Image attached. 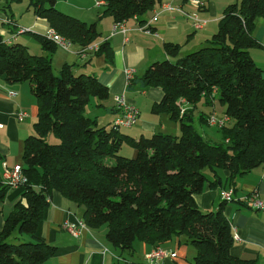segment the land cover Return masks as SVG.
Returning a JSON list of instances; mask_svg holds the SVG:
<instances>
[{"label":"trees","instance_id":"16d2710c","mask_svg":"<svg viewBox=\"0 0 264 264\" xmlns=\"http://www.w3.org/2000/svg\"><path fill=\"white\" fill-rule=\"evenodd\" d=\"M6 1L4 8L23 0ZM27 1L48 28L72 44L84 48L97 42L96 22L59 10L57 0ZM104 2L102 15L114 24L142 16L162 0ZM258 17L264 18V0H235L200 48L178 57V44H163L170 58L151 62L140 80L162 90L152 112L168 114L179 123L180 133L137 139L86 115L91 97L109 96L94 74H74L65 63L55 75L50 56L32 53L16 41L17 30L0 35V78L28 82L37 104L34 133L24 139L21 157L27 182L0 226V264H42L55 255L56 247L37 235L54 192L83 207L87 226L106 225L107 241L121 249H130L135 240L160 246L179 237L195 248L193 264H251L231 254L227 202L221 201L216 211H202L195 195L204 186L234 191L239 177L264 164V75L250 54L260 46L253 33ZM33 35L46 52L54 50L42 34ZM104 51L107 42L97 52ZM182 100L191 108L181 114ZM215 101L223 107L218 116L228 118L217 128L218 142L197 130L191 116L199 104L209 107L197 114L199 123H207ZM49 136L57 142H49ZM123 143L135 150L133 157L118 154ZM9 189L0 175V213Z\"/></svg>","mask_w":264,"mask_h":264},{"label":"crops","instance_id":"0c3cea01","mask_svg":"<svg viewBox=\"0 0 264 264\" xmlns=\"http://www.w3.org/2000/svg\"><path fill=\"white\" fill-rule=\"evenodd\" d=\"M234 1L208 0L206 6L199 9L191 0H162V3L155 7L158 11L155 19H152L154 13L150 10L142 16L125 20L123 25L125 31H113V19L108 15H102L105 3L97 6L94 0H69L68 4L73 10L66 8L71 12L66 10L65 13L87 23L96 22L99 37L97 42L93 43L100 45L107 42L108 52H83V48L71 44L68 50L55 45L54 50L48 53L33 35L43 34L48 28L46 21L37 17L32 9L27 7L24 11L31 12L35 19L28 21L27 24L21 19L19 22L13 16V4L9 8H4L7 1L0 0V35L7 37L15 33L20 26L31 28L32 30L27 32L30 33L32 40L26 39L24 33H21L16 36V41L25 44L35 54L49 55L51 65L57 71L67 63L71 65L74 74H94L105 84L109 89L108 99L95 101L89 115L86 114L95 118L99 125L111 127L112 121L120 112L115 106L114 97L124 94L138 107L139 118L131 127L120 128L121 133L135 139L140 136L148 137L147 135L156 132L179 134L177 121L166 113L152 112L153 104L162 98V90L159 87L144 86L140 76L151 62L170 58L163 48L165 42L178 44V57L203 46L217 31L225 7ZM162 4H168L172 8L164 9ZM193 11H197L199 17L205 20V25L200 29H195L187 16ZM253 33L260 46L251 48L250 54L264 75V18L256 19ZM126 69L133 70L131 79L126 77ZM198 106L209 111V107L206 108L202 104ZM182 107L188 110L191 105L185 102ZM192 109L191 116L195 121L201 109ZM19 111L25 112L22 120L17 119L16 114ZM221 112L218 114L215 108L212 111L216 115H221ZM36 116L37 104L29 83L11 84L0 78V172L3 163L13 166L22 162L23 142L27 136L34 133L33 123ZM122 129L128 131L122 132ZM201 132L214 142L221 139L219 131L217 134L201 128ZM129 152V156L135 155L134 149ZM220 174L222 177L226 175L225 171H220ZM223 188L204 186L202 192L195 195L199 208L202 211H216L221 202L219 194ZM253 191H256L264 202V164L237 179L233 200L225 204L224 215L232 230L231 254L249 260L251 264H264V207L253 209L247 203V197ZM20 195L21 188H10L6 192L1 205L0 226ZM82 211V206L60 193L52 194L49 205L43 211L37 235L55 246L56 253L42 264H147L146 255L154 247L153 244L135 240L130 249H121L107 241L106 225L90 227L85 224L84 227H78L80 229L78 236L68 232L64 225L66 223L77 225L82 219ZM180 239L172 237L160 244L164 250L176 253L174 257L165 256L160 261L161 264H193L195 248Z\"/></svg>","mask_w":264,"mask_h":264},{"label":"built area","instance_id":"2783aa9c","mask_svg":"<svg viewBox=\"0 0 264 264\" xmlns=\"http://www.w3.org/2000/svg\"><path fill=\"white\" fill-rule=\"evenodd\" d=\"M94 1L97 6L105 3L104 0H94ZM191 1L196 5L197 8L200 9L206 6L208 0H191ZM162 8L171 9L172 7L168 4H162ZM152 11L154 13L152 19H155L158 15V11L156 10V8H153ZM187 16L191 20V23L195 29H200L205 25V20L199 17L197 11H193L192 13H189ZM123 25H124V21L115 22L112 25V30L125 31ZM27 31H29V29L20 28L19 30H17V33L20 34ZM42 36L46 40L53 42L56 46L60 47L63 50H68L72 44V42L69 39L58 33L53 28H47L43 32ZM12 40L13 39L10 37L9 39L6 40V42L8 43ZM98 48H99L98 43H91L83 48V52L86 51L96 52L98 51ZM125 74L128 79H131L133 75V70L126 69ZM10 95H14V94L10 93ZM114 101L116 108L120 112L119 115L112 121L111 126L114 129H120L124 127H131L132 125H134L139 118L138 107L133 102H130L124 96V94L115 95ZM181 103L182 104L185 103V100H182ZM184 111L185 109L181 106L180 113L182 114ZM16 116L18 120H22L25 117V112L19 111L17 112ZM227 121H228L227 116L225 115L218 116L215 113L211 114L207 119V122L210 125L215 126L216 128H221ZM0 175L4 185L10 188H19L27 182V177L23 172L21 163L14 164L13 166H9L6 163H3ZM219 196L221 201H226V202L231 201L233 200V189L232 188L222 189L220 191ZM247 203L253 209H261L264 207V202L259 198L256 191H253L247 197ZM84 226H85V222L83 221V219H80L77 222V225L66 223L64 225V228L72 235L78 236V233L80 232V229L78 227L81 228ZM236 236L237 235H235V237ZM175 255H176L175 252H168L164 250L161 246H154L151 249V251L146 255L147 264H161L160 261L165 256L174 257Z\"/></svg>","mask_w":264,"mask_h":264},{"label":"rangeland","instance_id":"374dc122","mask_svg":"<svg viewBox=\"0 0 264 264\" xmlns=\"http://www.w3.org/2000/svg\"><path fill=\"white\" fill-rule=\"evenodd\" d=\"M3 1V0H2ZM68 1L69 0H57L56 1V7L59 9V10H61V9H63V10H65V11H63V12H67L66 10H68V9H70V10H73L72 9V6L71 5H69L68 4ZM72 1H75V0H72ZM28 5V1L27 0H23L22 2H19V3H13V5H12V13L14 14L13 16H15V18H16V20H18L19 22H20V19L23 21V23L24 24H27L28 23V21H32V20H34L35 18V16L31 13V12H26V11H24V10H26V8L28 7L27 6ZM66 8H68V9H66ZM70 10H68V11H70ZM71 12V11H70ZM21 13H23V14H21ZM68 14V13H67ZM1 23V22H0ZM20 28H24V29H29V30H32L31 28H28V27H18L17 28V30H19ZM34 31V30H33ZM24 34V37L26 38V39H31L32 40V38H31V36H30V33H28V32H23ZM17 35H19V34H17ZM30 51V50H29ZM30 52H34L33 50H31ZM54 71V74L55 75H58V72H57V70L56 69H54L53 70ZM77 74H79V73H77ZM108 99V97L106 98V99H104V100H107ZM98 100H100V99H97V98H95V97H91L90 98V101H89V105L87 104V106H86V114H88L89 115V112L91 111V108H92V106L94 105V103H95V101H98ZM207 108V107H206ZM214 108H215V111L219 114L220 112H221V110L223 109V107H222V105H220L217 101H215V105H214ZM209 109V108H208ZM212 109V108H211ZM206 110V109H205ZM206 111H208V110H206ZM157 114H159V113H157ZM208 124V125H207ZM207 124L206 123H199V121L198 120H195L194 122H193V125H194V127L197 129V130H200L201 131V128L203 129V130H205V131H207V132H211V133H217L218 134V130H217V128L215 127V126H212V125H210L208 122H207ZM126 131H128V130H126V129H122V132H126ZM164 132H166V131H164ZM147 136H149V135H147ZM49 142H52V143H54V142H57V139H55L54 137H52V136H49L48 137V139H47ZM132 148H130V146H128L126 143H123L122 144V146H121V148H120V150H119V155H121V156H125V157H131V156H129V154H130V150H131ZM108 162H111V160L108 158Z\"/></svg>","mask_w":264,"mask_h":264}]
</instances>
